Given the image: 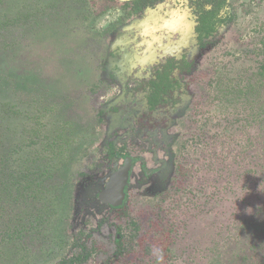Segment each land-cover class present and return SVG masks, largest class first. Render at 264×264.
I'll use <instances>...</instances> for the list:
<instances>
[{"label":"rangeland","instance_id":"1","mask_svg":"<svg viewBox=\"0 0 264 264\" xmlns=\"http://www.w3.org/2000/svg\"><path fill=\"white\" fill-rule=\"evenodd\" d=\"M80 5L0 0V138L42 145L63 134L62 155L49 153L57 162L85 147L70 172L75 191L44 230L58 233V242L34 239L26 252L5 251L1 263L55 264L80 253V240L93 251L84 264H264V125L255 117L264 111V0H232L230 22L206 48L177 36L153 59L137 47L133 67L117 49L121 4L95 18ZM175 51L191 66L176 71L180 101L153 113L166 124L151 128L148 119L139 122L148 107L136 89L154 59ZM37 123L42 133L31 138ZM191 134L201 143L182 153ZM110 141L140 160L124 215L93 196L123 163L108 159ZM184 154L193 176L179 188ZM141 165L155 173L147 176ZM60 176L66 185L68 172ZM118 233L129 253H118Z\"/></svg>","mask_w":264,"mask_h":264},{"label":"flooded vegetation","instance_id":"2","mask_svg":"<svg viewBox=\"0 0 264 264\" xmlns=\"http://www.w3.org/2000/svg\"><path fill=\"white\" fill-rule=\"evenodd\" d=\"M231 2L232 0H82L80 8L87 10L95 18L99 13L106 11L108 6L116 3L121 4L122 15L119 17V24L125 25V28L119 32L117 49L119 48L123 51L126 63L133 67L139 59L138 55L134 52L137 47H141L143 51L151 52V58L153 59L156 53L165 51L169 47L170 41L177 36H193L196 38L197 44L201 49L206 48L209 40L223 26L230 22L232 15L227 10L231 6ZM114 30L116 31V29ZM114 30L113 32H115ZM80 51L88 53L87 49H81ZM113 51L117 53L115 49ZM111 60L114 61L115 59L111 58ZM119 60L117 59V61ZM154 60L153 72L148 75H143L142 81L136 89L145 95L146 105L148 107V111H144L140 116L139 122L148 119L145 121V124L151 128H157L166 124L165 117H154L153 113L158 109H167L168 106L175 105L180 101L179 95L176 94V91L180 87V81L176 76V71L182 72L191 66V61L185 55L177 57V51L160 60ZM114 63L115 61L112 64ZM80 104L81 106L89 107L87 101H82ZM95 113H99L101 117L106 114L103 110L98 112L96 110ZM200 143L201 140L191 134L183 143L182 153L189 151L191 144L199 145ZM84 148V144H80L77 155L66 160L70 162L66 165L68 169L65 167L63 170L68 172V176L64 177L66 181V193H68L67 200L65 201L66 204H68L69 198L75 191L77 186L76 182L78 181V179L74 178L77 174L75 173L74 175L70 172L77 166L79 159L83 156ZM104 150L107 153L108 159H123V163L111 171L104 186L100 187L99 190L94 189L93 196L111 210H118L119 214L124 215L129 201V189L126 200L120 205L103 203L100 200V194L105 190L112 173L124 165L127 159L133 160L130 176L131 185L134 169L140 160L137 156L126 152L124 147H118L114 141L108 142L104 146ZM188 160V154H184V163L179 165L178 170L179 176L177 177V184L179 188H188L191 186L190 178L193 175ZM141 168L147 176L155 173V170L149 169L146 165H141ZM63 171H60V174ZM72 177L73 179L70 180ZM122 237L123 235L118 233L115 241L120 243L118 253L126 254L129 251L126 249L127 244L123 243ZM77 245L81 247L80 253L75 257L58 259L55 264H84L90 258L93 251L88 250L87 245L81 243L80 240H78ZM140 246L144 251L147 249L144 245ZM109 264H113V261Z\"/></svg>","mask_w":264,"mask_h":264},{"label":"trees","instance_id":"3","mask_svg":"<svg viewBox=\"0 0 264 264\" xmlns=\"http://www.w3.org/2000/svg\"><path fill=\"white\" fill-rule=\"evenodd\" d=\"M259 72L264 84V63ZM6 106L11 108L9 103ZM255 117L264 125V111L256 113ZM2 118L0 115V126ZM30 133L31 138L40 136L41 123ZM6 139L9 140L3 142ZM63 141V134L42 145L32 139L13 142L12 136L0 138V264L1 257L7 255L5 251L26 252L34 239L45 236L46 240L58 242V233L45 231L50 221L57 218L60 204L67 200L66 185H60L63 180L60 171L68 168L66 165L70 162H57L49 154L61 156Z\"/></svg>","mask_w":264,"mask_h":264},{"label":"water","instance_id":"4","mask_svg":"<svg viewBox=\"0 0 264 264\" xmlns=\"http://www.w3.org/2000/svg\"><path fill=\"white\" fill-rule=\"evenodd\" d=\"M132 167L133 160L127 159L124 165L112 173L105 190L100 194L103 203L120 205L126 200Z\"/></svg>","mask_w":264,"mask_h":264}]
</instances>
